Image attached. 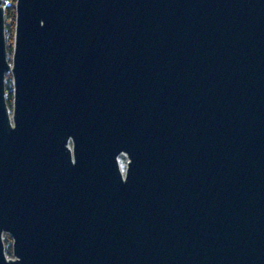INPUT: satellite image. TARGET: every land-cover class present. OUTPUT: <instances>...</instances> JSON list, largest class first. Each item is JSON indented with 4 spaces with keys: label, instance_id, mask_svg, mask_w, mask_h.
I'll list each match as a JSON object with an SVG mask.
<instances>
[{
    "label": "water",
    "instance_id": "1",
    "mask_svg": "<svg viewBox=\"0 0 264 264\" xmlns=\"http://www.w3.org/2000/svg\"><path fill=\"white\" fill-rule=\"evenodd\" d=\"M0 264H264V0H0Z\"/></svg>",
    "mask_w": 264,
    "mask_h": 264
},
{
    "label": "trees",
    "instance_id": "2",
    "mask_svg": "<svg viewBox=\"0 0 264 264\" xmlns=\"http://www.w3.org/2000/svg\"><path fill=\"white\" fill-rule=\"evenodd\" d=\"M15 1L16 0H2L4 5V31L6 39L7 53H11L13 45V33H14V22H15ZM7 102H11V88L7 87ZM9 235L3 236L5 253L7 256L11 255V243L9 242Z\"/></svg>",
    "mask_w": 264,
    "mask_h": 264
},
{
    "label": "rangeland",
    "instance_id": "3",
    "mask_svg": "<svg viewBox=\"0 0 264 264\" xmlns=\"http://www.w3.org/2000/svg\"><path fill=\"white\" fill-rule=\"evenodd\" d=\"M7 56H8V58H9V60H10L11 53H10V54L7 53ZM6 86L9 87V88H12L11 75H10L9 72H7V73L5 74V91L7 90ZM11 96H12V95H11ZM6 99H7V94H6ZM11 99H12V98H11ZM7 104H8V109H9V111H11V102H7ZM125 163H126V155L121 154V155L119 156V165H120L121 170H124ZM6 235H8V234H4L3 236H6ZM9 242L11 243V238H9ZM10 256H11V255H10Z\"/></svg>",
    "mask_w": 264,
    "mask_h": 264
}]
</instances>
